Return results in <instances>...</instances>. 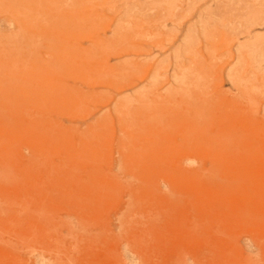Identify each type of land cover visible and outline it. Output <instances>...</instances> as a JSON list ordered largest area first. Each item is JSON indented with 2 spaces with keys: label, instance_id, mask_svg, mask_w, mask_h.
Returning a JSON list of instances; mask_svg holds the SVG:
<instances>
[{
  "label": "rangeland",
  "instance_id": "obj_1",
  "mask_svg": "<svg viewBox=\"0 0 264 264\" xmlns=\"http://www.w3.org/2000/svg\"><path fill=\"white\" fill-rule=\"evenodd\" d=\"M0 264H264V0H0Z\"/></svg>",
  "mask_w": 264,
  "mask_h": 264
}]
</instances>
